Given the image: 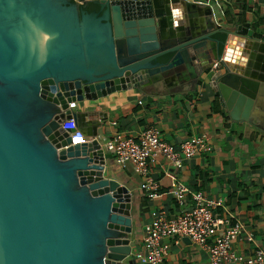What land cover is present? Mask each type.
Instances as JSON below:
<instances>
[{
  "label": "water",
  "instance_id": "95a60500",
  "mask_svg": "<svg viewBox=\"0 0 264 264\" xmlns=\"http://www.w3.org/2000/svg\"><path fill=\"white\" fill-rule=\"evenodd\" d=\"M161 1L102 0L88 13L74 0H0V264H134L132 194L110 178L114 155L96 134L71 146L61 124L83 122L69 104L155 87L201 62L209 40L224 70L201 74L234 122L252 121L264 74L226 64L228 39L253 31L178 35Z\"/></svg>",
  "mask_w": 264,
  "mask_h": 264
},
{
  "label": "crops",
  "instance_id": "0c3cea01",
  "mask_svg": "<svg viewBox=\"0 0 264 264\" xmlns=\"http://www.w3.org/2000/svg\"><path fill=\"white\" fill-rule=\"evenodd\" d=\"M160 6V12L167 13V24L178 35H186L194 27L196 35L213 33L215 39L225 36V31L235 32L240 25L250 29L252 38L236 35L228 39L234 52L226 65L238 73L258 66L264 74V0H229L221 6L208 0H162ZM204 46L200 53L209 52L216 58L218 52L212 48L218 44L206 40ZM200 61L193 67L188 64L163 74L155 87L117 92L96 102L77 103L72 109L81 116L83 126H78L79 130L88 140H92L91 133L96 134L102 144L117 133L137 139L148 128L157 129L163 141L174 146L203 134L213 144L211 153H199L184 160L181 169L157 157L149 164L147 177L137 174L132 166L120 167L115 157L107 162L110 178L128 187L132 194L134 264H141L136 255L143 249L146 226L157 215L164 214L172 220L193 206L190 194L186 205H179L168 174L178 176L194 192L223 199L224 206L216 214L220 217L232 214L247 232L233 242L237 255L250 257L256 250L264 249V82L252 121L234 122L210 88L206 73L201 74L206 66L203 58ZM220 69L224 70L222 66ZM147 178L160 185L154 199H149L147 191L141 188ZM249 233L252 241L247 240ZM165 242L170 250L162 264H211L208 249L191 240L171 237ZM208 243L212 244L211 240Z\"/></svg>",
  "mask_w": 264,
  "mask_h": 264
},
{
  "label": "built area",
  "instance_id": "2783aa9c",
  "mask_svg": "<svg viewBox=\"0 0 264 264\" xmlns=\"http://www.w3.org/2000/svg\"><path fill=\"white\" fill-rule=\"evenodd\" d=\"M102 0H74L79 6L98 3ZM218 6L229 0H208ZM203 65L212 71H218L222 66V59H216L211 53H204ZM143 101L139 104L142 105ZM77 103L69 104V109H75ZM64 131L69 132L72 139L71 146L87 143L89 140L78 129L72 118L61 124ZM71 131V132H70ZM106 152L116 158L122 168L132 166L134 171L142 177L149 174V164L156 161L157 157H163L168 162L181 169L183 161L190 159L199 153H211L213 144L207 135H197L185 140L179 146L171 145L160 136L157 129L144 130L137 139L126 138L121 134L114 135L102 144ZM170 186L175 199L180 206H185L189 194L192 197L193 206L183 211L176 219L168 220L164 214L157 215L145 228L143 249L136 255L141 264H162L169 254L170 246L166 239L171 237L189 238L201 247L208 249L211 255V264H223L239 262L241 264H264V249L256 250L252 256L244 257L233 251V242L247 234L243 223L232 214L220 217L216 210L224 206L223 199H215L206 196L202 192H194L181 181L178 176L168 174ZM142 190L147 191L149 199L157 197L160 185L147 178L141 185ZM211 240L212 244L208 241ZM247 240L252 241L249 233Z\"/></svg>",
  "mask_w": 264,
  "mask_h": 264
},
{
  "label": "flooded vegetation",
  "instance_id": "af4514ba",
  "mask_svg": "<svg viewBox=\"0 0 264 264\" xmlns=\"http://www.w3.org/2000/svg\"><path fill=\"white\" fill-rule=\"evenodd\" d=\"M57 2L60 3V0H57ZM68 2H69V4H71V0H68ZM82 7H84L82 9H85L88 13H100L101 12L100 11V7L97 4H88V5L82 6ZM216 39L221 40V41H224L227 38L220 37V38H216Z\"/></svg>",
  "mask_w": 264,
  "mask_h": 264
},
{
  "label": "trees",
  "instance_id": "16d2710c",
  "mask_svg": "<svg viewBox=\"0 0 264 264\" xmlns=\"http://www.w3.org/2000/svg\"><path fill=\"white\" fill-rule=\"evenodd\" d=\"M223 38H226V35L223 36ZM220 52H221V53L223 52V46L220 47Z\"/></svg>",
  "mask_w": 264,
  "mask_h": 264
},
{
  "label": "bare ground",
  "instance_id": "6f19581e",
  "mask_svg": "<svg viewBox=\"0 0 264 264\" xmlns=\"http://www.w3.org/2000/svg\"><path fill=\"white\" fill-rule=\"evenodd\" d=\"M178 21V20H177ZM206 47V46H205ZM176 78V77H175ZM174 82V81H173ZM169 85H170V83H169ZM77 143L79 144V143H81V141L79 140V141H77Z\"/></svg>",
  "mask_w": 264,
  "mask_h": 264
}]
</instances>
